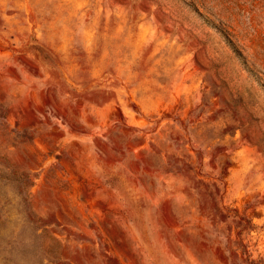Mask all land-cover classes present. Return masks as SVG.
<instances>
[{
  "label": "rangeland",
  "instance_id": "374dc122",
  "mask_svg": "<svg viewBox=\"0 0 264 264\" xmlns=\"http://www.w3.org/2000/svg\"><path fill=\"white\" fill-rule=\"evenodd\" d=\"M0 264H264V0H0Z\"/></svg>",
  "mask_w": 264,
  "mask_h": 264
}]
</instances>
